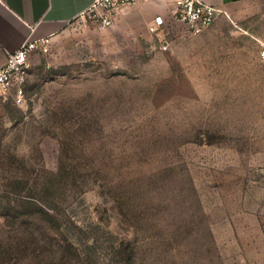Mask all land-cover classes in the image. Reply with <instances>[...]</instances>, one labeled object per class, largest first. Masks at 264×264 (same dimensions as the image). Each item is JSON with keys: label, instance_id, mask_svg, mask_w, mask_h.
Here are the masks:
<instances>
[{"label": "rangeland", "instance_id": "rangeland-1", "mask_svg": "<svg viewBox=\"0 0 264 264\" xmlns=\"http://www.w3.org/2000/svg\"><path fill=\"white\" fill-rule=\"evenodd\" d=\"M92 15L0 96V264H264V2L167 51Z\"/></svg>", "mask_w": 264, "mask_h": 264}, {"label": "crops", "instance_id": "crops-1", "mask_svg": "<svg viewBox=\"0 0 264 264\" xmlns=\"http://www.w3.org/2000/svg\"><path fill=\"white\" fill-rule=\"evenodd\" d=\"M97 0H0V66L10 54L29 40L58 37L67 25L79 19ZM204 4L232 13L240 4L264 0H201ZM176 0H149L118 11L116 26H129L132 32H145L156 17L172 19ZM144 33V34H145Z\"/></svg>", "mask_w": 264, "mask_h": 264}, {"label": "built area", "instance_id": "built-area-1", "mask_svg": "<svg viewBox=\"0 0 264 264\" xmlns=\"http://www.w3.org/2000/svg\"><path fill=\"white\" fill-rule=\"evenodd\" d=\"M149 0H97L82 16L93 13L92 17L98 29L106 31L116 25L118 11L124 7H133ZM225 13L201 0H176V8L170 22L156 17L148 27V34L159 40L160 49L167 51L171 45L172 35L181 39L197 37L209 29ZM81 16V17H82ZM182 29L181 31H177ZM49 39L29 40L17 51L10 54L6 64L0 66V96L21 104L25 100V85L29 75L30 57L46 47ZM259 59L264 70V42L260 43Z\"/></svg>", "mask_w": 264, "mask_h": 264}]
</instances>
